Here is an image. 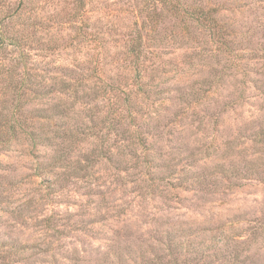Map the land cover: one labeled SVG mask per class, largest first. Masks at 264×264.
<instances>
[{"label": "rangeland", "instance_id": "374dc122", "mask_svg": "<svg viewBox=\"0 0 264 264\" xmlns=\"http://www.w3.org/2000/svg\"><path fill=\"white\" fill-rule=\"evenodd\" d=\"M15 10L0 120L44 141L0 137V264H264V0Z\"/></svg>", "mask_w": 264, "mask_h": 264}, {"label": "trees", "instance_id": "16d2710c", "mask_svg": "<svg viewBox=\"0 0 264 264\" xmlns=\"http://www.w3.org/2000/svg\"><path fill=\"white\" fill-rule=\"evenodd\" d=\"M22 4H23V2H21V4L19 3L18 8H20ZM193 17H195V20L203 21L207 25H209L213 31V34L214 33L216 34V38L221 39V37L223 36V34H222L223 30L221 28L218 29V27L216 25V21L210 12L203 11L200 9H198V10L196 9V11L193 12ZM9 23H10V31H13L15 26L18 28L16 10L13 13H11L10 15H6V16H4V18L0 19V47L6 45V47H8V48L14 49V48L19 47L20 40H18V36H16V38H14L13 36L11 37L10 34L8 36L7 31H4V30H7V24H9ZM17 30H19L20 32L22 31L19 28ZM21 56H23V55H21ZM23 67L24 66H22V69H23ZM4 77H5L4 73L0 72V80L3 79ZM10 79L11 80H9L8 83L12 84L11 83L12 77H10ZM3 80L6 82V79H3ZM11 89H13V91L15 92V97H14V99H16L15 101L20 100L23 97H25V98L27 96L29 97V95H35L36 92L38 91V90L32 88L31 84H27V83L24 84V86H23V83H17L16 87L11 88ZM33 99H35V96H32L31 100H33ZM16 109L17 108L15 107L14 113L16 112ZM10 121L12 122V125L11 124L6 125L5 123H2L0 120V137H1V135H7L9 137V139L16 141V137H18V135L20 134V135H23L24 137L27 136L30 139V141H34L35 142L34 145H37V146H39V144L44 141V139H39L34 132L22 130L23 125H21L19 123L13 124L14 123L13 117L10 118ZM4 144H5V141H0V145H4Z\"/></svg>", "mask_w": 264, "mask_h": 264}]
</instances>
